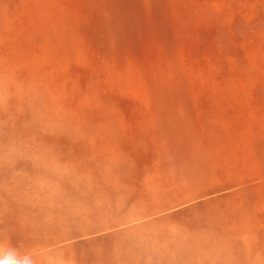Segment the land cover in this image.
<instances>
[{
    "label": "rangeland",
    "instance_id": "rangeland-1",
    "mask_svg": "<svg viewBox=\"0 0 264 264\" xmlns=\"http://www.w3.org/2000/svg\"><path fill=\"white\" fill-rule=\"evenodd\" d=\"M0 260L264 264V0H0Z\"/></svg>",
    "mask_w": 264,
    "mask_h": 264
},
{
    "label": "clouds",
    "instance_id": "clouds-1",
    "mask_svg": "<svg viewBox=\"0 0 264 264\" xmlns=\"http://www.w3.org/2000/svg\"><path fill=\"white\" fill-rule=\"evenodd\" d=\"M0 264H8V261L0 260Z\"/></svg>",
    "mask_w": 264,
    "mask_h": 264
},
{
    "label": "bare ground",
    "instance_id": "bare-ground-1",
    "mask_svg": "<svg viewBox=\"0 0 264 264\" xmlns=\"http://www.w3.org/2000/svg\"><path fill=\"white\" fill-rule=\"evenodd\" d=\"M120 203V202H119ZM121 255V254H120ZM113 260V259H112ZM64 263H67V262H64ZM72 263V262H71ZM73 264V263H72Z\"/></svg>",
    "mask_w": 264,
    "mask_h": 264
}]
</instances>
